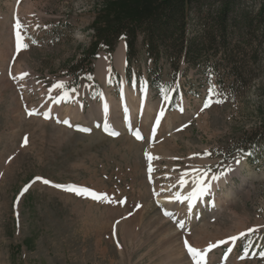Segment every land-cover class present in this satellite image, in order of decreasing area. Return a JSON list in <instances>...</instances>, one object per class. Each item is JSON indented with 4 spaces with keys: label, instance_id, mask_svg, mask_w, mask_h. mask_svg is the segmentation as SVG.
Masks as SVG:
<instances>
[{
    "label": "rangeland",
    "instance_id": "1",
    "mask_svg": "<svg viewBox=\"0 0 264 264\" xmlns=\"http://www.w3.org/2000/svg\"><path fill=\"white\" fill-rule=\"evenodd\" d=\"M158 1L0 0V264H197L185 239L200 250L197 260L214 245L206 264H264V152L253 162L237 151L244 136L264 124V58L259 68L251 65L253 76L229 86V78L186 70L182 61L174 69L164 58L150 80L153 62L141 54L128 81L125 62L122 68L116 62L121 39L110 54L99 49L92 73L71 83L68 67L94 52L96 32ZM244 2L256 11L261 0ZM17 19L21 44L28 45L19 52ZM102 54L106 76L98 67ZM22 73L29 75L13 79ZM59 82L64 87L54 88ZM213 85L219 94L213 100L222 102L201 111ZM125 88L135 97L125 92L129 101L122 104ZM164 88L174 90L170 103L162 99ZM142 99V110L134 111ZM102 121L120 134L102 133ZM127 122L145 139L129 133ZM145 152L156 159L148 161ZM185 170L190 174L181 182ZM195 175L210 178L209 191L192 200L189 211V201L176 193L184 198L195 191ZM36 177L127 202L77 196L33 183Z\"/></svg>",
    "mask_w": 264,
    "mask_h": 264
},
{
    "label": "trees",
    "instance_id": "2",
    "mask_svg": "<svg viewBox=\"0 0 264 264\" xmlns=\"http://www.w3.org/2000/svg\"><path fill=\"white\" fill-rule=\"evenodd\" d=\"M254 7L244 0H159L147 11L96 32L95 49L88 60L83 57L68 67L71 83L77 86L83 74L92 73L91 60L99 49L110 54L122 39L128 81L131 66L143 54L153 62L150 80L156 78V64L164 58L174 69L182 61L186 70L215 74L220 82L229 78V86L243 84L253 76L251 65L256 62L259 68L264 58V0L256 11ZM239 144L237 151L256 162L264 152V124Z\"/></svg>",
    "mask_w": 264,
    "mask_h": 264
},
{
    "label": "snow or ice",
    "instance_id": "3",
    "mask_svg": "<svg viewBox=\"0 0 264 264\" xmlns=\"http://www.w3.org/2000/svg\"><path fill=\"white\" fill-rule=\"evenodd\" d=\"M37 27H39V25H37ZM23 28V25L21 24V22L17 19L15 21V24H14V29H15V37H16V49H17V52H19L21 50V48H27L28 45L27 44H21V37H22V33H21V29ZM33 43H35V41H33ZM29 74L28 73H22L20 74L19 77H15L13 76V79H24L25 77H27ZM54 88L56 87H59V88H63V82H59L57 85H54L53 86ZM171 91H174L173 89H167V88H164V89H161V92H162V99L166 102V103H170L171 102V97L169 95V93ZM209 95L208 97L205 99V103L201 109V111H203L204 109L210 107V103L211 102H215V103H220L222 102L221 100H213V97L214 96H217L219 95L218 93L215 92V86H210L209 88ZM54 100L55 103H59L60 101L58 99H56L55 97L52 98ZM181 111H183V109L181 108L180 109ZM27 111V114L28 115H33V114H39V113H34L32 110H29V109H26ZM105 111L107 112V105H105ZM45 117L48 118L50 116V113H44ZM164 115V111L163 109L160 111L157 119H156V124L158 125L159 124V121H160V118H162ZM63 123H66V124H69L68 121H63ZM69 126H72L69 124ZM83 131H89V129H82ZM103 130L108 133L109 135H112V136H118L120 133L113 130L110 126V124L105 121L104 122V126H103ZM155 128H153V132H155ZM133 135L137 138V139H140V140H143L145 139L141 133V130L139 128H136L133 130ZM27 143V138H25V144ZM196 155V154H194ZM145 156L147 158L148 161H152L154 159H156V157L154 156H151L149 155L147 152H145ZM240 161L237 160V163H239ZM147 171H148V174H149V179H150V182H151V174L153 172V168H152V165L151 163H149L148 165V168H147ZM198 171V170H197ZM190 172L189 170H185V173L182 174V178H181V182H184V179L186 178L187 175H189ZM41 181L43 182L44 184L46 185H51L52 187H55L57 189H60V190H64V191H68V192H71V193H74L75 195L77 196H81V197H90L91 199L93 200H96V201H99V202H108V203H113V204H116V203H119V204H124L126 203V199H121L119 201L117 200H114V199H111L107 194H102V193H97L95 192L94 190L92 189H88L84 186H79V185H62V184H55L54 182L50 181V180H47L46 178H43V177H36L34 178V181ZM197 183H200V187L196 190V191H193V192H190L188 197H184L182 198L181 197V194L179 192L176 193V199L177 200H180L181 202H183L184 199H187L189 201V204H188V207H189V211H191V209L194 207V205L191 203L192 200L194 199H199V198H202L203 196L207 195L208 194V191H209V186L206 185L205 183H203V178H201L200 181H197ZM31 187V184L29 185H26L22 191H21V195H23V193L27 192L29 190V188ZM155 195V193H154ZM137 208L140 207V205H137L136 206ZM166 215H168L169 217H171L173 214L171 212H166L165 213ZM177 226L179 229L183 230L185 229V221L183 220H180L177 222ZM249 232L253 231V230H248ZM244 233H241L240 236H243ZM231 240H236L238 239V237H231L229 238ZM220 244H223V243H226V241H220L219 242ZM184 245L188 251V253L192 256V258L194 260L197 261V264H206V261H205V254L208 250H210L214 245H209V248L204 250V253H201L200 256H199V259L197 260V254L200 253V250L194 248L193 246H191L188 242V240H184ZM119 246V244H118ZM230 251V249H229ZM247 255V251L245 252V256ZM259 255L261 257H264V251H261L259 253Z\"/></svg>",
    "mask_w": 264,
    "mask_h": 264
},
{
    "label": "bare ground",
    "instance_id": "4",
    "mask_svg": "<svg viewBox=\"0 0 264 264\" xmlns=\"http://www.w3.org/2000/svg\"><path fill=\"white\" fill-rule=\"evenodd\" d=\"M124 51H125V42L124 41H121L119 44H118V48H117V52L115 53V56H116V62H117V64H118V66L120 67V68H122L123 67V65H124V62H125V54H124ZM101 56V59L98 61V67H99V69H101V72H102V75L103 76H106L107 75V73H108V64H107V58H106V56L104 55V54H102V55H100ZM124 94H125V92H127L128 93V96L130 95V97L132 98V97H135V94H134V91L132 90V91H130V90H127L126 88L124 89ZM131 100V99H130ZM122 104H126V101H129V99H127V94H125L124 95V98H122ZM144 103H145V99H142L141 101H137V103L132 107V109L134 110V111H141L142 110V108H143V105H144ZM120 106H121V104H118L117 105V107L116 108H120ZM117 109V110H118ZM64 111H66V110H64ZM67 112V111H66ZM135 113V112H134ZM148 115V114H147ZM74 116H76V115H74L73 114V117ZM196 177H197V179H196V181H195V186H196V190L201 186L200 185V183H197V181H200L201 180V178H203V183H207V181H209V177H207V176H200V175H195ZM224 179H226L225 178V176H222L221 178H220V180L218 181V182H222ZM177 180V179H176ZM179 181V180H178ZM187 181V180H186ZM216 182L213 180L212 182H210V185H211V188H213L216 184H215ZM193 183H191V186H193L194 185ZM195 190V191H196ZM170 195V194H169ZM171 196V195H170ZM167 197V196H166ZM169 198H171V197H169ZM168 199V198H167ZM172 200V199H171ZM196 200V199H195ZM168 223V222H167ZM166 225V224H165ZM164 225V226H165ZM167 226V225H166ZM169 226V225H168ZM163 227V226H162ZM169 229V228H168ZM167 229V230H168ZM171 230V229H170ZM237 230V229H236ZM160 231V230H159ZM168 232V231H167ZM173 235V234H172ZM179 235V234H178ZM212 235V234H211ZM202 236V235H201ZM215 239V238H214ZM213 239V240H214ZM217 239V238H216ZM219 239V238H218ZM217 241V240H216ZM173 242V241H172ZM195 243V242H194ZM197 247H199V246H197ZM176 249H179V248H176ZM178 253H180V252H178ZM181 256V255H180ZM182 257H184V256H182ZM181 257V259L180 260H182L183 258ZM181 263H182V261H181Z\"/></svg>",
    "mask_w": 264,
    "mask_h": 264
}]
</instances>
